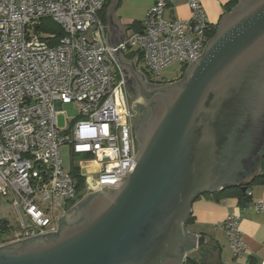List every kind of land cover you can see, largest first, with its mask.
Segmentation results:
<instances>
[{
	"label": "water",
	"instance_id": "95a60500",
	"mask_svg": "<svg viewBox=\"0 0 264 264\" xmlns=\"http://www.w3.org/2000/svg\"><path fill=\"white\" fill-rule=\"evenodd\" d=\"M116 3L111 0L107 22L127 96L134 163L119 190L86 195L57 219L56 232L1 246L0 264H183L204 245V237L187 232L193 202L237 185L260 164L264 0L239 1L181 80L155 89L119 51L129 27L115 19ZM126 83L149 110L138 152Z\"/></svg>",
	"mask_w": 264,
	"mask_h": 264
},
{
	"label": "built area",
	"instance_id": "2783aa9c",
	"mask_svg": "<svg viewBox=\"0 0 264 264\" xmlns=\"http://www.w3.org/2000/svg\"><path fill=\"white\" fill-rule=\"evenodd\" d=\"M201 1L184 0L187 19H168L170 0H152L141 28L125 36L119 51L138 56L153 81L173 62L187 68L214 30ZM106 2L0 0V197L10 199L16 219L0 247L56 232L59 217L51 209L63 216L102 187L119 190L134 163L125 86L111 57L117 48L101 18ZM42 20L64 36L46 32ZM62 105L78 114L60 129ZM64 145L73 156L92 157L77 167L84 178L80 192L62 168ZM251 206L264 216V201ZM239 219L231 214L221 227L236 259L248 251Z\"/></svg>",
	"mask_w": 264,
	"mask_h": 264
},
{
	"label": "crops",
	"instance_id": "0c3cea01",
	"mask_svg": "<svg viewBox=\"0 0 264 264\" xmlns=\"http://www.w3.org/2000/svg\"><path fill=\"white\" fill-rule=\"evenodd\" d=\"M121 0H117L114 17L118 19L116 8ZM228 2V1H227ZM111 0L103 11V20L108 28L107 13ZM172 16L175 17V9L179 10L177 19H187L189 10L184 0H170ZM152 5V0H146L144 14ZM179 5V6H178ZM172 6V7H171ZM224 14H219V18ZM120 26H124L119 18ZM141 23V22H140ZM135 30L131 29V32ZM129 30H125V36L129 35ZM110 41V35L107 33ZM251 202L264 201V186H256L250 190ZM251 202L241 206L236 198H227L216 202L209 197H200L191 206L193 222L187 226V232L196 237H204V245H208L213 251V258L219 257L221 264H247L249 258H253L258 264H264V216L256 213ZM239 216V230L247 246V253L241 258H234L229 242L222 232V224L229 215ZM195 251H198L196 249ZM194 251V252H195ZM217 264V263H216Z\"/></svg>",
	"mask_w": 264,
	"mask_h": 264
},
{
	"label": "rangeland",
	"instance_id": "374dc122",
	"mask_svg": "<svg viewBox=\"0 0 264 264\" xmlns=\"http://www.w3.org/2000/svg\"><path fill=\"white\" fill-rule=\"evenodd\" d=\"M228 0H202L201 4L207 16V19L211 23H217L219 14L224 12V6ZM146 0H121L120 4L116 8V14L120 18L121 22L126 27H131L134 22L140 23L144 19V6ZM179 6V5H178ZM179 9V8H178ZM175 9V17H178L179 10ZM146 13V12H145ZM172 13L166 12L165 17L170 18ZM174 16V15H173ZM132 28H129V34ZM137 72L144 71V66L141 62L137 64ZM182 66L178 62L169 64L163 69L158 77L154 80L160 82H171L179 79L182 75ZM143 74V73H142ZM78 114L73 105H62L60 113L57 115V124L60 129H63L67 121H70L74 116ZM92 159L90 156L78 155L73 156L71 147L64 145L61 148L62 168L65 172H70L73 168L78 167L81 161L84 159ZM73 164V165H72ZM53 218L61 216L62 211L59 208H53L50 211ZM5 220L11 226L16 225V219L14 211L10 204L9 198L0 197V221Z\"/></svg>",
	"mask_w": 264,
	"mask_h": 264
},
{
	"label": "trees",
	"instance_id": "16d2710c",
	"mask_svg": "<svg viewBox=\"0 0 264 264\" xmlns=\"http://www.w3.org/2000/svg\"><path fill=\"white\" fill-rule=\"evenodd\" d=\"M109 1L110 0H107L104 6V9L107 6ZM239 1L241 0H228V2L224 6V12L225 13L230 12L239 3ZM103 11L101 13V18L104 23ZM40 25H41V28L43 26L45 27L46 32L55 34L57 38L64 36V33L62 32V30L58 26H56L54 23L50 22L49 20H42ZM129 28H132V30L134 29L135 31H137L141 28V23L134 22L132 26ZM212 36H213V33L210 35V38ZM125 57L127 60L133 62L135 68L137 67V64L141 62L140 58L133 53L125 54ZM185 70H186V67L182 68L183 72L180 78H182ZM142 73L147 79H150L149 76L145 73V71L142 70ZM71 174L73 178L77 180L78 191L79 192L82 191L83 184H84V178L79 175L78 168L77 167L73 168L71 170ZM241 186L246 187L245 193L241 191V188H240ZM256 186H264V151L262 153L260 164L257 170L250 177L240 181L237 185L221 190L218 193L204 194L201 197H209L215 200L216 202H220L227 198H236L238 201V204L241 206H244V205H248L251 202V197L248 196V193L253 187H256ZM192 222H193V218H192V215H190L187 221V226L190 225ZM8 225L9 223L7 221L5 220L0 221V237L6 236L9 233V231H11L12 227H8ZM212 256H213L212 249H210L208 245H203L202 247L198 248V251L188 254L185 257L183 264H216V263L221 264L219 262V257L213 258ZM247 264H258V263L253 258H249Z\"/></svg>",
	"mask_w": 264,
	"mask_h": 264
},
{
	"label": "flooded vegetation",
	"instance_id": "af4514ba",
	"mask_svg": "<svg viewBox=\"0 0 264 264\" xmlns=\"http://www.w3.org/2000/svg\"><path fill=\"white\" fill-rule=\"evenodd\" d=\"M224 14H226V13L224 12ZM218 22H219V20L217 21V23H213L214 30L211 32V34L213 33V36L215 35V33L217 31ZM106 32L109 35H111L110 33L113 32V31H112V29H110V27H108V28L106 27ZM111 39L113 40L112 37H111ZM143 77H144V82H145V84H146L148 89H155V88H158V87H161V86H164V85H170L172 83H175V82H178V81L181 80V78H179V79H177L175 81H171V82H160V81H153L151 79H147L144 75H143ZM126 85H127V94H128V99H129V102H130V110H131V116H132L133 136H134L135 146H136V149H137V152H138L140 135L142 134V129H143V126H144V124H145V122L147 120V116H148V111L149 110L146 109V108H143L137 102V100L135 98V92H134V88H133L132 84L129 85L128 83H126ZM68 214H69V216L72 215V210Z\"/></svg>",
	"mask_w": 264,
	"mask_h": 264
}]
</instances>
